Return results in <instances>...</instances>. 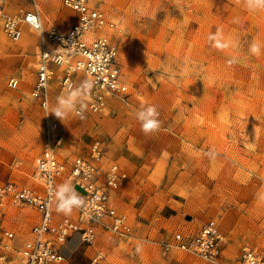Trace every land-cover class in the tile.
Masks as SVG:
<instances>
[{
    "label": "rangeland",
    "instance_id": "obj_1",
    "mask_svg": "<svg viewBox=\"0 0 264 264\" xmlns=\"http://www.w3.org/2000/svg\"><path fill=\"white\" fill-rule=\"evenodd\" d=\"M89 3L115 22L103 32L119 47L130 93L128 101L108 97L100 111L82 118H57L62 139L56 152L69 164L93 140L104 145V161H116L126 172L114 202L132 231L120 235L98 227L92 244L74 232L61 245L65 258L57 264H87L96 254L98 264H229L244 247L264 253V10L248 11L244 0ZM25 8L37 9L43 29L66 30L78 16L62 0L5 4L10 13ZM2 22L0 14V184L34 187L46 120L30 91L42 34L24 25L20 38L11 39ZM217 30L228 49L209 41ZM254 41L261 44L259 56L249 52ZM10 76L20 79L18 87L7 85ZM83 78L78 74L77 81ZM50 89L51 110L68 90L56 78ZM142 105L157 107L159 132L140 130L134 113ZM38 216L31 205L8 204L5 220L22 240ZM210 218L221 235L217 259L161 246L176 231L191 236Z\"/></svg>",
    "mask_w": 264,
    "mask_h": 264
},
{
    "label": "built area",
    "instance_id": "obj_2",
    "mask_svg": "<svg viewBox=\"0 0 264 264\" xmlns=\"http://www.w3.org/2000/svg\"><path fill=\"white\" fill-rule=\"evenodd\" d=\"M7 1L0 0V14L3 16L2 29L8 37L19 39L24 25L42 34L30 92L44 110L46 127L44 147L35 165L39 185H20L13 180L0 184V264H57L64 258L61 245L72 233L78 232L85 242L92 244L98 227L130 235L132 225L114 202V194L126 172L116 161L105 163V147L98 139L93 140L83 153L73 157L69 164L58 157L56 147L62 134L56 130L57 117L49 113L50 83L56 78L67 90L81 87L84 79L91 83L82 116L100 111L111 96L128 101L130 89L119 47L103 32L104 27H113L115 22L108 19L102 10L91 6L89 0H62L63 6L78 15L66 30L54 25L42 29L35 8H25L21 13L7 12ZM79 73L84 78L77 81ZM19 84L20 79L16 76L7 79L9 87L16 88ZM65 181H71L85 200V204L76 209V214L59 213L55 204L50 202L51 190ZM8 204H28L39 211L37 220L30 227V234L22 240L5 220ZM220 240L218 226L210 218L191 236L176 231L171 240L162 242L161 246L164 249L172 246L190 249L215 260L221 250ZM99 256L94 255L88 264H98ZM229 264H264V253L253 247H244Z\"/></svg>",
    "mask_w": 264,
    "mask_h": 264
},
{
    "label": "clouds",
    "instance_id": "obj_3",
    "mask_svg": "<svg viewBox=\"0 0 264 264\" xmlns=\"http://www.w3.org/2000/svg\"><path fill=\"white\" fill-rule=\"evenodd\" d=\"M244 4L248 11L264 10V0H244ZM208 39L213 42V47L218 50H225L230 47V42L224 41L220 30L210 34ZM249 52L252 55L259 56L261 44L254 41L249 46ZM228 63L230 65L236 63L235 58L229 60ZM91 87V83L86 82L79 88H69L66 93L57 97L49 113L54 114L60 120L66 119L71 115L82 118L83 109L86 107L85 98ZM134 115L140 125V130L145 135L155 134L161 130L160 113L155 105H142L136 110ZM208 155L214 157L215 152L210 150ZM50 197V202L55 204L56 211L65 215H70L74 209L81 208L85 204L84 198L76 191L71 181H65L55 186L50 192Z\"/></svg>",
    "mask_w": 264,
    "mask_h": 264
},
{
    "label": "bare ground",
    "instance_id": "obj_4",
    "mask_svg": "<svg viewBox=\"0 0 264 264\" xmlns=\"http://www.w3.org/2000/svg\"><path fill=\"white\" fill-rule=\"evenodd\" d=\"M69 16V13L67 12V11H64L63 13H62V17L63 18H65V17H68ZM39 17H40V15H39ZM40 20H41V18H40ZM41 23H42V21H41ZM30 27V26H29ZM30 28H32V27H30ZM34 29V28H33ZM42 29H43V24H42ZM34 30H36V29H34ZM36 31H38V30H36ZM80 74V73H79ZM87 79H84L83 80V85L86 83L85 81H86ZM87 82H88V80H87Z\"/></svg>",
    "mask_w": 264,
    "mask_h": 264
},
{
    "label": "crops",
    "instance_id": "obj_5",
    "mask_svg": "<svg viewBox=\"0 0 264 264\" xmlns=\"http://www.w3.org/2000/svg\"><path fill=\"white\" fill-rule=\"evenodd\" d=\"M105 158H106V156L104 157V160H105ZM107 162H109V161H105V163H107ZM198 226V225H197ZM61 251H62V247H61ZM64 258H65V256H64ZM88 264V263H87Z\"/></svg>",
    "mask_w": 264,
    "mask_h": 264
}]
</instances>
